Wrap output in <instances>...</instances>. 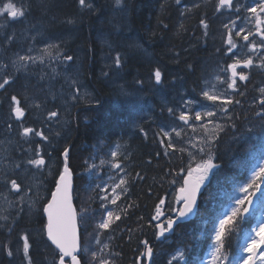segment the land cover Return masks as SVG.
Wrapping results in <instances>:
<instances>
[{
	"label": "trees",
	"instance_id": "obj_1",
	"mask_svg": "<svg viewBox=\"0 0 264 264\" xmlns=\"http://www.w3.org/2000/svg\"><path fill=\"white\" fill-rule=\"evenodd\" d=\"M25 1L36 3L31 5L28 16L34 18V22L44 25L46 29L50 24L53 26L61 23L66 40L79 37L76 47H79L78 51H81L83 58L75 70H79L80 65L83 67L84 82L90 86L92 92L91 101L78 105L82 115L76 117L72 123L68 139L69 167L74 173V204L76 209L87 208L90 217L87 225L82 222L78 225L80 231L86 228L85 237L90 241L91 250L97 256V259L93 260L89 252L84 256L85 264H99L100 258L108 259L109 264H133L134 261H142L140 253L145 247L140 243L141 240H147L149 246L153 248L151 264H168L172 256L179 252H183L184 257L182 260H174L173 264H201L213 244L215 227L224 217L226 207L234 201L242 184L249 180L253 163L264 155V133H261L264 132V127L261 126L259 117L255 115V111L259 109L244 110L253 100L254 90L250 92L247 104L238 105L237 115L231 120L224 117L220 120L225 123V127L233 125L237 131H245L252 125L258 134H248L245 141L233 144L235 147L227 144L230 143L228 141L224 143L225 139L222 140V148L219 143L216 145L215 151L211 153L214 155L217 168L201 194L195 219L178 225L170 237H164L159 241L155 235L156 223L152 220L155 207L160 199H169L172 190L179 186L182 180L179 177L185 172L188 155L186 149L180 151L181 146H175L174 149L165 146L167 141L163 139L158 129L172 120L173 116L167 112L168 107L165 108L156 101L154 91L148 89L144 80L152 77V73L159 68L163 82L155 85L159 86L160 97L167 101L166 105L179 95L191 101H200L202 83L218 67L219 60L224 58L217 49L227 48L226 38L225 43L220 39H214L219 28L225 30L224 12L216 13L214 11L216 4L213 1L194 3L195 0H181L177 5L175 0H130L128 30L123 32L124 24L119 25L118 21H115L117 29L108 26L107 21L109 19L113 21L114 18L111 14L112 9L105 7L106 0H91L92 10L81 8L79 0ZM46 6L50 7L51 11H48ZM42 10L45 11V15L41 14ZM68 18L73 19L75 23H66ZM202 18L209 24L208 29H204L200 24ZM117 31L120 33H116ZM205 32L208 33L206 36ZM123 33L125 40L121 35ZM131 34L134 42L139 45L140 52L134 50V55L130 53L127 55L125 52L126 64L118 74V77L120 73V77H123L124 73V80L111 81L109 77L103 75L106 68L102 66L106 59L99 52L102 48L96 44V40H100L102 45L107 41L114 47L117 35L123 40L119 44H124ZM145 52L148 57L151 56L150 59L144 57ZM91 53L94 54L90 61ZM99 71L103 79L98 75ZM108 78L110 82L107 85L104 82ZM138 80H142L143 84L137 83ZM120 83L124 84L125 88L128 87L127 91L135 89L140 94L146 93L149 96L152 100H148L149 103L154 105L151 107L153 110L150 118L157 116L154 123L153 119H150L151 122L144 120L148 116H137V104L118 105L121 102L118 100L116 89ZM136 120L139 122L137 126ZM144 132H147L146 139ZM118 142L123 144L124 149L126 148L125 161L123 147ZM118 145L120 150L113 157L112 153ZM101 160L105 161L103 165ZM115 163H120L123 171L114 169L112 165ZM91 165L95 167L89 170ZM137 173L143 179L138 178ZM115 177L123 178L126 184L117 188L120 199L116 205H112L99 199L104 193H100L97 186L106 187L110 191L111 184L116 183ZM173 180L177 182L172 183ZM53 185L54 182H51L50 187ZM168 202L166 214H170L172 208ZM101 204H106L107 210L113 212L114 223L108 230H99L96 227L106 215ZM42 205L43 201L40 202L39 215L42 213ZM258 215V212H254L246 220H241L237 216L231 224L226 225L221 241L223 245L221 253L227 257L224 264H228L230 254L235 252L240 231L245 229L242 237H248L258 221ZM116 216L120 219H115ZM42 222V217H37L35 225L41 227ZM36 249L37 247L33 250Z\"/></svg>",
	"mask_w": 264,
	"mask_h": 264
},
{
	"label": "snow or ice",
	"instance_id": "obj_2",
	"mask_svg": "<svg viewBox=\"0 0 264 264\" xmlns=\"http://www.w3.org/2000/svg\"><path fill=\"white\" fill-rule=\"evenodd\" d=\"M176 4H180L181 0H175ZM122 0H115L116 6H121ZM79 5L81 8H87L89 10L93 9V4L91 0H79ZM29 3H21L17 5L15 0H8L7 3H4L2 7H0V17H5L6 22H18L22 23L30 14ZM48 7V6H46ZM234 11L237 14V19H240L239 14L243 11L246 12L247 15L243 17V20L247 22L250 27H240L237 25L236 20H230L229 23H224L223 27L226 29V49H217V52H221L224 56L232 59L231 63H225L222 71L229 73L226 80L223 82L227 84V88L231 90V92L237 96L244 97L245 91L247 89V84L244 82H250V74L245 72V69H259L261 72H264V0H254V2L250 5L246 6H237L234 4L233 0H217L214 11L216 13L223 14V10ZM48 11H51V8L48 7ZM56 17H53L55 20ZM66 23L73 24L75 21L71 18L66 20ZM200 24L204 29H208L209 24L206 23L205 19L200 20ZM167 27V25H165ZM208 33L205 32L206 36ZM250 37L252 39H250ZM259 38L257 41L256 38ZM239 38L245 42L242 46L248 49L249 53L258 54L259 63H254V58L252 55H248L246 58H241L237 55L235 51L238 47L236 39ZM119 39V37H117ZM13 42V36L8 35L5 39V44H10ZM107 42V41H105ZM56 45H49V49L55 48ZM111 48L112 45H109ZM129 47L139 48L138 44L129 45ZM45 54L48 53V49L44 50ZM59 52V49H57ZM65 60L74 62V56L68 55L65 53ZM29 60L34 62V58L27 55H18V59L13 61V65L18 68H23ZM126 64V60L124 58V54H121L119 51L116 52L114 67L112 62H109L108 67L109 71L103 72L105 77H111L112 75H118L119 72L124 68ZM156 84H161L162 81V72L159 68H157L154 73H152ZM16 82V79L12 74L6 73L5 77L0 81V89H3L7 92V88L11 87L12 84ZM137 83L143 84L142 80H138ZM244 85L243 89L241 85ZM259 92L261 93V98L259 99V111H255V115L259 117L261 126L264 127V87L259 88ZM204 99L213 102L214 104L219 102V109L216 110H207L203 113L197 111L194 113V119L197 122L203 121L205 119H214L218 114L223 113L227 119L231 120L232 117L229 115L231 105L241 104L240 99H233L227 94L215 95L209 94V92H203ZM188 104V101L184 102ZM183 108V105L181 106ZM167 112L176 116V118L181 121L184 125H190V114L181 110L179 115L177 116L176 111L173 107H168ZM15 117L16 120H21L24 117V108L21 104V101L17 98L16 95H11L9 101V119ZM58 117V113L52 111L49 113V118ZM231 126V125H230ZM205 127V131L207 132V128ZM7 128L11 131L13 129L12 123H7ZM143 131V130H142ZM172 131L175 133L176 137L181 136V130H177L173 128ZM195 131V129H193ZM215 131H223V127L219 124L215 126L212 130ZM163 139L167 141L165 145L168 148L174 149V143L171 137L168 135L166 131L161 130ZM17 135L21 137V139L25 143H31L32 137H39L41 141H49V137L45 135L43 131H37L33 127H28L21 125L20 130ZM145 139L147 138V132H144ZM219 139L218 136H206L201 144L207 147V159H203V162H197L195 167L189 166L186 169V175L179 177L182 179L183 184L179 187L178 195L175 197V203L179 205V207L171 208L170 211L175 213V219L171 216L166 218L160 223L154 225L157 230L155 235L157 239L163 237L166 232L173 229L174 225L178 220L183 219L189 215V213L193 212V208L197 203V195L201 192V186L205 183L206 179H208V173L216 167L213 163V156L211 154L212 146ZM195 147V145H193ZM34 155L26 160V164L32 165L37 169H42L46 166L45 158L40 155V145L37 144L32 149ZM181 152L184 151L183 148L180 149ZM200 153L205 152V148L201 147L199 149ZM51 154H49L50 156ZM116 153L113 152L112 156L115 157ZM194 155V154H193ZM63 156V170L60 171L57 169L58 179H55V190L51 191V199L47 200L46 203L42 206L43 215L46 216L47 222L43 224L40 231L37 233L39 239L45 244V247L48 251L52 253V264H83V258L89 252H91L92 259L96 260L97 256L94 251L91 250L90 241L85 237L84 232H86V228L84 231H80L78 229V224L83 223L87 225L90 217L88 215L87 208L74 209L71 196L69 194V190L71 187V173L69 171V158H70V149L65 148L62 152ZM105 163L104 160H101V164ZM114 169H121L122 165L120 163H115L112 165ZM95 165L89 166V170L94 168ZM16 169L23 170V164L18 163L15 165ZM183 171V169H182ZM171 174V173H169ZM137 177L143 179L139 173H137ZM176 180H173L172 183H176ZM10 184L9 191L15 192L17 194L23 191L22 183L13 177H8L5 181V185ZM126 184V181L121 178L119 184L115 185L111 189V193L109 189L103 186H97L99 188L100 193H104L99 196L101 201L106 203H110L112 205H116L117 201L120 199V195L116 193V189L121 185ZM264 163L259 166L258 171H253L252 177L248 183L242 186L239 191L243 193L240 197H235V207L231 209L230 214H227L223 219H220L218 227L215 231L214 236V250L210 254V260L207 264H224V260L227 259L221 253V248L223 247L221 241L223 234L226 229V225L231 224L238 215L243 217V213L248 212L247 207H242L246 203L251 205L253 203V197H256L261 203H264ZM126 191V189H125ZM259 194V195H258ZM25 199L24 196H21V201ZM165 204L164 199L159 200V204L155 207V215L152 216V220L161 221V218L164 217L165 213L161 208V205ZM101 207L105 209L106 215L103 216L100 222L96 225L99 230H108L110 225L114 223L113 220V212L107 210L106 204H101ZM115 219H120L119 216H116ZM151 226V225H150ZM255 237H259L256 239L254 237H250V242L247 243L246 247L243 249L247 256L242 261V264H264V223L260 224L258 228H254ZM46 233L47 239L44 240V235ZM23 240V258L27 262V264H34V261L31 256L30 249L32 248L31 238L28 234H25L20 237ZM50 241V244L48 242ZM97 242L99 243V239L97 238ZM141 244L145 247V252L140 253L141 256H147L151 259L153 255V248L149 246V242L147 240H141ZM54 246V248L52 247ZM107 247V245H105ZM4 249L7 252L9 257L13 256V252L11 248L5 244ZM184 257L183 252H179L177 255H173L172 259L168 261V264H173L174 260H182ZM99 264H109V260L106 258H100ZM133 264H143L142 261L137 262L134 261Z\"/></svg>",
	"mask_w": 264,
	"mask_h": 264
},
{
	"label": "rangeland",
	"instance_id": "obj_3",
	"mask_svg": "<svg viewBox=\"0 0 264 264\" xmlns=\"http://www.w3.org/2000/svg\"><path fill=\"white\" fill-rule=\"evenodd\" d=\"M2 1L3 0H0V2H2ZM129 1L130 0H122L121 6L117 7L115 5L114 6L115 10H114V8L112 9L113 11L111 10V14H112L114 20L113 21L111 19L109 20V22L111 21L110 23H112L113 27L115 26V24H117V23H115V21L116 22L118 21L119 25H122V23H123L124 24L123 32L124 31L126 32L128 30L127 19H128ZM201 1L202 2H200V1L199 2L197 1V2L198 3H204V2L214 1V0H201ZM24 2H28L30 5L36 4L34 1H33L34 3L32 4L31 2L25 1V0H15V3H17V4H19V3L21 4ZM38 2H40V1L38 0ZM108 5L112 6V3L107 2V5H105V7L109 8V7H107ZM95 8H97V5ZM118 9H119V11H118ZM41 14L45 15V11L42 10ZM245 15H247V13ZM31 20L34 21V18L27 17V19H25L19 25L16 26V23H15L14 28H13V33L15 34L16 40L20 41L19 42L20 45L23 42V40L26 39L27 37L32 38V40H30L27 44L30 46H24V48H23L24 50L21 51L20 54H18V55H27V56H31L34 58V62L32 60H29L27 62V64L23 67V70L24 71L30 70V72L32 74H36L38 69L35 70L32 67V64H34V65L37 64L38 60H43L48 55L53 60H57V59L62 58L63 52L67 51L66 45L68 44L69 41L68 40L66 41V39L64 37L63 41H66L67 43L65 42L66 45L64 44L62 49H60V47H59L60 51L58 53H57L56 47L49 49V45H55V43L53 44L49 41H46L45 39H43V36H41V34H47V33L51 32V28L49 27L48 29H46L44 27V25L38 24L37 22H31ZM237 25L240 27H250V25H248L246 21H243V22L238 21ZM113 27H111V28H113ZM29 28L34 29V30L33 29L30 30V31L34 32V33H32L33 35L26 34V31ZM118 32L120 33V31H117L116 33H118ZM3 37H6V34H2L0 32V38H3ZM117 37H119V36L117 35ZM117 37H116V39H117ZM131 37H132V34H131V36H129L127 41L124 42V44H119V42H123L124 39L120 40V41H117L118 39L117 40L115 39V41H117V43H114V48H116V46H117V51H119L120 53L122 52L124 54V56L126 54L129 55V52H132L134 50L139 51L140 47L139 48H135V47L130 48L129 47V45L137 44L134 42L135 39L133 37H132L133 38L132 39ZM37 38H39V40ZM217 38L224 42V38H226V30L223 31V30H221V28H219L218 34L216 35V37L214 39L218 40ZM77 39L79 40V37L75 36L74 39H71L70 41L73 42L74 45H76V43L78 44ZM250 39H252V38L250 37ZM37 40H38V42H36ZM256 40L258 41L259 38L257 37ZM32 41H33V43H32ZM237 42H238V47L235 50L238 53L237 55L241 58H246L248 55H252L254 58V63L258 64L259 63L258 54L249 53L247 48L242 47L245 44V42L243 40L238 38ZM109 45H111V44L105 42V46H106L107 51L110 48ZM58 46H60V44ZM112 47H113V45H112ZM45 49H48L49 54H47V55L45 54V52H44ZM75 50L78 52L77 49H75ZM125 52H126V54H125ZM100 53H102V49H101ZM18 55H16V57H18ZM71 55H73V54H71ZM108 55H109V51H108V54L105 52L103 55L105 57V58L104 57L103 58L107 60V63L105 62L104 65L102 66L103 68L106 66L105 67L106 69H104V72L108 71L109 62H112V65L114 67V60H115L116 53L113 54V56H112V58H110V60H109ZM144 55H145L144 57H147L149 59L151 58V56L150 57L147 56L146 52ZM82 58L83 57H81V59ZM81 59H78V60H81ZM221 63H222V60H219L218 68L214 69L213 71L222 70L223 68H222ZM48 65H50V64H48ZM28 67L30 69H28ZM44 68L48 69V70L51 69V72H52L51 77L57 76L58 72H57L56 67H54V70H53L50 66L41 65V68H39V70H41V72H45ZM69 69H70V73L67 70L66 75L69 74L68 76L72 77L74 72H75V65H72ZM16 70H18V69L16 68ZM250 72H251V79H250V83L247 84L248 90L246 89L245 96L242 97L243 98V102H242L243 105L247 104L250 92L253 90H254V92L259 91V88L262 87L260 84H262L264 82V80L262 78V72L259 69L253 68L252 70H250ZM98 75L101 77L102 74L100 71L98 72ZM227 76H228L227 73L223 72L221 78L223 80H226ZM114 77L116 78V77H118V75H114ZM23 78L19 84L20 85L19 87L24 88V89H26L27 87H30L32 84H35V81L37 80L35 78L32 79L33 76L28 74V73H26L25 78L24 79ZM101 78L103 79V77H101ZM112 78H113V75L111 77V80H112ZM65 80H67V79H63L61 81H65ZM61 81L56 82V80H52V82H54L56 84V89H55L56 91L55 92L56 93L60 92L62 94L61 96L64 95L65 99L70 101V99L68 97L69 92L68 91L64 92L65 87L60 84ZM105 81L106 82H104V83L108 85V83L110 82V79L109 78L105 79ZM144 81L148 85V89H152L154 91V97H155L156 101L160 102L162 104V106L165 108L166 107H172V106L166 105L167 101L165 102L164 98L160 97L161 93L159 90V86L155 85V80H154L153 76L146 78ZM217 81H218V79L213 80L212 82H214V83L211 86H209V84H206L207 88L204 91L209 92V94H215V95H221V94L226 93V88L225 89L221 88V86L217 83ZM65 82H67V81H65ZM122 85L123 84L120 83L119 85H117V89H116L118 100L121 102V104H118V105L121 106L122 103L127 104V105L137 104V106H136V111H138L137 116H140V115H142L144 117L148 116V117H145L144 120L151 122L152 120H150V119H153L152 123H154V119L157 118V116L155 115L154 117L150 118L152 110H153V109H151V107H153L154 105L149 103L148 100H151L149 98V96L146 93L140 94L135 89H131V90L127 91L128 87H126V88L124 87V90H123ZM242 86L244 87L243 84H242ZM43 89H45L47 91L49 88L47 89L46 87H44ZM90 93L92 95L91 91H90ZM49 94H50V91H49ZM120 94H121V96H120ZM47 97H50V96L47 95ZM188 99L189 98L186 99L183 95H179V96L175 97L171 103H174L173 108L175 109L177 116L179 115L181 110L190 114V125L189 126L184 125L181 121H179L176 118V116H173V119L170 120V121H172V123H170V121H168V122H166L165 125H161L158 129V132H160L162 129L164 131H166L168 133V135L171 137L174 144L175 143L181 144V143L186 142L187 148L195 145V147L197 149H199V147L202 145L200 143L202 141V139H204L207 135L212 136L213 135L212 130L219 123L216 122L214 119H205V120L200 121V122L195 121L194 115H192L190 113L192 102L189 101ZM256 99L257 98H253L251 103L249 105H246V107L244 109L246 110L247 108L252 107L256 103ZM185 101H188L189 103L185 104L184 103ZM211 103H213V102H211ZM216 103L219 105L218 102H216ZM34 104H35L34 101L30 102V104L28 105V108L30 110H32ZM182 105H183V108H181ZM197 105H199V106H198V108L194 109L193 113H195L197 111L203 113L207 110H215V108H214L215 104H213V105H202L201 103H198ZM148 107H149V109H148ZM70 109H71V112L69 111ZM70 109L67 108L63 114L65 115V117L67 116L66 118L70 122H73L72 119H74V117H75L74 116L75 112L73 111V108L71 106H70ZM137 120L135 122L136 126L139 123V122H137ZM4 122L5 121L3 120V123ZM61 123H64V121L61 120ZM204 126H206V128H207V130H208L207 132L205 131ZM173 128H176L177 130H181V136L180 137H176L175 133L172 131ZM69 129H70V127H69ZM151 129L152 128H150V130ZM193 129H195V131H193ZM246 130H248V128ZM246 130L245 131L243 130V132H245V133H237V134H234L233 136L229 137L228 142H230V143H227V144H231V145L238 144L241 141L240 140L241 137L244 138L246 136V134L248 135V132ZM65 134L67 137L68 131ZM55 137H53V138H55ZM231 138L233 140H231ZM29 146H30V148H23L22 151H21V149H17L14 152V150L10 149L8 144H4V142H0V154L3 153L1 155V160H0V165H1L0 168L2 170V171L0 170V176H4V175L8 174V175L15 176L16 179L20 180V182L23 185V191L21 192L23 194L21 196L25 197V199L23 201H21V199H20L21 197L20 198L18 197L17 199H12V198L9 199L10 195H11L10 194L11 191H9V190L7 191V194H1L0 195V215H3V214L13 215L12 213L19 211L16 213L17 220L21 221L23 223L26 222V223L32 224V223H34V221H36V216H37L36 213L40 208V202L42 201V198L46 199V194H48L49 185L47 183V179H45V178L49 176V169L51 166L49 165L48 169H45V170L44 169H37V168L33 167L32 165H31V167H28L29 165L26 164V160L33 156V155H30L31 153L34 154L32 151V149L34 147H31L30 143H29ZM40 148L42 149L41 146H40ZM119 148L120 147H118V149ZM118 149L116 148L115 153L118 152ZM124 150H126V149H124ZM15 153L17 154V156ZM10 154H13V157H10ZM55 156H56V154L54 155V157ZM18 163L23 164V170L15 168V165ZM258 170H259V168L256 171H258ZM119 171H123V169L122 170L119 169ZM1 173H3V174H1ZM115 178H116V183L111 184V188L109 191L110 193H111V189L113 187H115V185L119 184L120 178L119 177H115ZM24 185H27V188H25ZM8 186L10 189V184ZM117 190L118 189H116V193H117ZM21 193H19V194H21ZM242 195H243V193H240V195L238 197H240ZM171 199H173V198L171 197ZM176 207H178V206H176V203H174V208H176ZM233 207H235V204L233 206H231V208H229L228 212H231V209ZM261 210H262V213L260 215V218L262 219L261 220L262 223H264V206L261 207ZM25 213H26V216H25ZM162 218H164V217H162ZM3 227L4 226L0 224V234H1L0 235L1 236L0 237V264H9V263L10 264H27L23 258V251H22L23 240L20 239V237L25 235V234H28L31 238L32 250L35 247H37V249L33 250V253H32V259L34 261V264H52V253L46 249L45 244H42L39 237L37 236V233L40 231V227H37L34 225L32 227H29V226H27L26 228L23 227L19 231L14 232L12 234V236H8L7 232L2 230ZM258 227L259 226H257L256 228H258ZM4 234L6 236H4ZM250 237H254L256 239H259V237H255L254 231ZM249 238L244 240L242 242L241 246L236 251V256L234 257L233 263L237 260L236 264H242V261L245 259L244 258L245 254H247L243 249L246 247L247 243L250 242ZM5 244H7L11 248V250L13 252L12 257H9L7 255V252L4 249ZM244 245H245V247H244ZM46 251L51 253V258L49 259V261L43 262V258H42V254H41L40 255V263H38L36 260L37 254L39 252L44 253ZM5 255H7L9 262L5 259ZM47 259H48V257H46V260ZM209 260H210V257H208V259L206 260L205 263L207 264V262Z\"/></svg>",
	"mask_w": 264,
	"mask_h": 264
},
{
	"label": "flooded vegetation",
	"instance_id": "obj_4",
	"mask_svg": "<svg viewBox=\"0 0 264 264\" xmlns=\"http://www.w3.org/2000/svg\"><path fill=\"white\" fill-rule=\"evenodd\" d=\"M7 2H8V0H3L2 2H0V7H2L3 4L7 3ZM24 3H28V2H24ZM19 4H17V5H19ZM15 23H16V26L20 24L18 22H6V20L0 19V32L2 34H6V37L8 35H12L13 36V42H14V43L12 42L6 46V44L4 42L5 40L4 41H1L3 39L0 40V81H2V79L5 77L6 73L12 74L14 76V78L16 79V82L14 84H12L11 87L7 88V92H5L3 89H0V142H4V144H8L10 149L14 150V152L17 149H21V151H22L23 148H30V146H28L27 143L24 144L21 137L19 135H17L18 131L20 130L21 125L33 127L37 131H43L45 133V135H47L49 137L50 142L41 141L39 137H32L31 138V147H35L37 144H39L42 147V149L40 151V155L47 160L49 159L48 157H52V159H54V161H46V166L43 167L42 169L45 170L50 165L51 167L49 169V172H50L51 176H54L55 174L57 176V169L60 170L62 168L61 166H63L62 162H63L64 158L62 156V152L65 148H68V149L70 148V144L68 143V139L71 135L70 130L72 127V123L75 122V120L77 119L76 117H79L82 115V112L78 109V105H80L81 103H86L88 101H91V95H90L91 94L90 93L91 88H90V86L86 85L87 84L86 82H84L85 78H84V74H83V67L81 65L79 66V70H77V71L75 70L72 77L68 76L69 74L66 75L67 70L70 73L69 68L72 65L77 66L78 62H76L74 64H72L73 62H69L67 65H64V64H66V62L62 59H64L65 53L68 54V52L70 50V47H69L70 41L68 42L67 45L65 44V41H63L64 36L62 34V32H63L62 30H60V32L56 31L57 33L55 32L54 34L52 33L50 35L51 37H47V38L43 37V39H45L46 41H49V42L52 41L53 44L55 42L57 44V45L55 44L56 49H59V47L62 49L64 44L66 45L67 51L65 53L63 52L64 54H63L61 59L50 60L52 65L53 66L56 65L57 70H59V72L57 73V76L51 77L52 74H47L45 68H44L45 72H41V70H39L40 65H45L46 62L37 63L35 65L32 64V67L35 70L38 69L36 74H32L30 72V70L24 71L23 68H18L15 65L13 66V60L16 61V59L18 58V57H16V55H18L17 52H21L24 50L23 49L24 46L21 47V45L19 44L20 41H18L14 38L15 35L13 33V28H14ZM54 35L55 36L57 35V36L55 37ZM51 38H53V39H51ZM59 38H61V39H59ZM37 39L39 40V38H37ZM2 42H4V44ZM58 44H60V46H58ZM76 66H75V69H76ZM16 68L18 70H16ZM28 69H30V68L28 67ZM60 70H61V72H60ZM26 73L32 75L33 76L32 79L35 78L37 80L35 81V84H32L30 87H27L26 89L20 88L19 84H20L22 78L23 77L25 78ZM62 79H67V80H65L67 82L61 81ZM52 80H56V82L61 81V83H62L61 85L65 87L64 92H66V91L69 92L68 97H69L70 101L65 99L64 95L61 96L62 94L60 92H57V93L55 92L56 91L55 90L56 84L54 82H52ZM260 85L262 87H264V82ZM44 87H46L47 89L49 88V89L46 91L45 89H43ZM49 91H50V94H49ZM11 95H16L17 98L21 101V104L24 108V117H22L21 120H16L14 116L11 118V120L9 119V101H10ZM47 95H49L50 97H47ZM254 98H257L256 103L250 108L253 111L255 109L260 110L258 101L261 98V93L259 91L254 92ZM33 101L35 102V104H34L32 110H30L28 108V105L30 104V102H33ZM70 106L73 108V111L75 112V114H74L75 117H74V119H72L73 122H70L66 118L67 116L65 117V115L63 114L67 108L70 109ZM52 111H55L58 113L57 119H55L54 117L49 118V113ZM70 112H71V109H70ZM3 120L5 121L4 123H3ZM61 120H63L64 123H61ZM7 123L13 124V129L11 131L7 128ZM69 127H70V129H69ZM233 128H234V126H229L230 131H233ZM67 131H68V136L66 138L65 133ZM252 132H256V131L253 129ZM261 133H263V132H261ZM53 137H55L59 141V143L57 144V146L55 148L52 146L53 143L55 142V140H54L55 138H53ZM59 153L61 154V161L60 162H58ZM2 154L3 153L0 154V160H1ZM49 154H51V155L49 156ZM55 154H56V156L54 157ZM30 155H32V154H30ZM16 156H17V154H16ZM10 157H13V154H10ZM194 163H195L194 159L189 160V164L192 165ZM0 167H1V165H0ZM28 167H31V165H29ZM0 170H1V168H0ZM1 174H3V173H1ZM10 176L15 178V176L8 175V174L4 175V176H0V195L1 194H7V191L9 190V186L5 185V181ZM56 176H55V178H56ZM45 179H47V177ZM24 187L27 188V185H24ZM10 194L11 195H10L9 199H11V198L17 199L18 197L20 198L23 193L18 195L15 192L14 193L10 192ZM16 213L17 212L12 213L13 215H9V214L0 215V224L4 226L2 230L7 232L8 236H12V234L14 232L19 231L23 227L26 228L27 226H29V227H32L33 225L36 226L35 225L36 221H34V223H32V224L26 223V222L23 223L21 221H18L17 217H16ZM25 216H26V213H25ZM37 217L40 218L39 216H36V218ZM161 221H162V218H161ZM39 222H41V221H39ZM42 226H43V222L41 223L40 229L42 228ZM4 236H6V235L4 234ZM44 240H45V238H44ZM42 244H44V243L42 242ZM30 252H31V256H32V248L30 249ZM41 254H42L43 262L44 261L47 262L51 258V253L48 251H46L44 253L39 252L37 254V257H36V260L38 263H40V255ZM46 257H48L47 260H46ZM5 259L9 262L7 255H5Z\"/></svg>",
	"mask_w": 264,
	"mask_h": 264
},
{
	"label": "bare ground",
	"instance_id": "obj_5",
	"mask_svg": "<svg viewBox=\"0 0 264 264\" xmlns=\"http://www.w3.org/2000/svg\"><path fill=\"white\" fill-rule=\"evenodd\" d=\"M107 2H110V3H112V6H110V5H108L107 7H109L110 9H113L114 8V10H115V1L114 0H106ZM105 1V2H106ZM196 1H200V2H202L201 0H195V2L194 3H196ZM240 1V0H239ZM214 2V4H216V2H217V0H214L213 1ZM118 7V6H117ZM125 7V6H124ZM106 9H108V8H106ZM105 9V10H106ZM109 9V10H110ZM122 9V8H121ZM118 11H119V9H118ZM121 11V10H120ZM123 12V11H122ZM92 13V12H91ZM109 15V14H108ZM120 18V17H119ZM0 19H4V20H6V18L5 17H0ZM220 19H222V18H220ZM110 20V19H109ZM31 22H34V21H32L31 20ZM108 23H109V27H110V25L112 26V23H110L109 21H107ZM221 24V23H220ZM115 27V29H117L116 27L117 26H114ZM220 27V26H219ZM50 28H51V32H49V33H47V34H41V36H43L44 38H47V37H51L50 35L53 33H55L56 31H59L60 32V30H64V27H63V25L61 24V23H57V24H54L53 26L50 24ZM31 29H33V28H29V29H27V31H26V34H28V35H33L32 33H34V32H32V31H30ZM114 29V30H115ZM34 30V29H33ZM119 30V29H118ZM61 31V32H62ZM123 31V30H122ZM65 32H66V30H65ZM127 32V31H126ZM57 33V32H56ZM63 34V33H62ZM15 35V34H14ZM46 35V36H45ZM65 35V34H64ZM121 35H125L124 33L123 34H121ZM55 36V35H54ZM53 36V37H54ZM57 36V35H56ZM55 36V37H56ZM128 36V35H127ZM66 37V36H65ZM15 38V37H14ZM1 39H3V40H1ZM6 39V37H3V38H0V40L1 41H4ZM16 39V38H15ZM51 39H53V38H51ZM57 39V38H56ZM59 39H61V38H59ZM66 39V38H65ZM126 38H125V36H124V40H125ZM218 39V38H217ZM236 39V42H237V39L238 38H235ZM30 40H32V38H30V37H27L26 39H24L23 40V42L21 43V47L22 46H30V45H27L28 44V42L30 41ZM117 40V39H116ZM16 41V40H15ZM67 41V40H66ZM65 41V42H66ZM114 41H115V39H114ZM117 41H120V37H119V39L117 40ZM116 41V42H117ZM5 42V41H4ZM4 42H3V44H4ZM36 42H38V40L36 41ZM96 44L97 45H99L101 48H102V57H104L103 55H104V53L106 52L107 54H108V51H109V58H112V56H113V54H115L116 52H117V46H116V48H114V47H111V48H109V50L108 51H105L106 50V46L105 45H102V43H101V41L100 40H96ZM14 43V42H13ZM32 43H33V41H32ZM51 43H52V41H51ZM55 43V42H54ZM59 43V42H58ZM64 43V42H63ZM67 43V42H66ZM16 44V43H15ZM56 44V43H55ZM61 44V43H60ZM8 44H6V46H7ZM13 45V44H12ZM19 45V44H18ZM32 45V44H31ZM57 45V44H56ZM59 45V44H58ZM237 45H238V42H237ZM4 46V45H3ZM69 46L71 47L70 48V50H69V52H68V55H71V54H73V56L75 57L74 58V62L72 63V64H74V63H76V62H79V60L78 59H81V57H82V55H81V51H76L75 49H79V47H76V45H74V43L73 42H71L70 41V44H69ZM62 47V46H61ZM58 48V47H57ZM104 48V49H103ZM61 49V48H60ZM67 49V48H66ZM26 50V49H25ZM65 50V49H64ZM131 50V49H130ZM60 51V50H59ZM100 52V51H99ZM124 52V51H123ZM136 52V51H135ZM65 53V52H64ZM63 53V54H64ZM71 53V54H70ZM79 53V54H78ZM130 54H132V55H134L133 53V51L132 52H129ZM94 54V53H93ZM92 53H91V56H90V58H89V60L91 61L92 60V55H93ZM121 54H123L122 52H121ZM238 54V53H237ZM78 58V59H77ZM105 58V57H104ZM108 58V57H107ZM61 59V58H60ZM9 60V59H8ZM50 60H53L49 55L46 57V58H44L43 60H38V63H42V62H46V64L44 65V66H50L53 70H54V67H56V65H52V63H51V61ZM62 60H64L66 63H67V60H65V58L64 59H62ZM15 61V60H14ZM106 63H107V60H104ZM232 61V59H229V57H227V56H224V58L222 59V68L225 66V63H230ZM71 62V61H70ZM12 63V62H11ZM48 64H50V65H48ZM67 65V64H66ZM14 66V65H13ZM70 66V65H69ZM76 66V65H75ZM79 66V65H78ZM40 67H41V65H40ZM39 67V68H40ZM106 67V66H105ZM61 68V67H60ZM56 69H57V67H56ZM70 70V69H69ZM81 70V69H80ZM250 70H252V69H245L244 71L245 72H247V73H249L250 74V79H251V72H250ZM108 71H109V68H108ZM57 72H59V70H57ZM60 72H61V70H60ZM46 73L47 74H52V72H51V69H46ZM61 74V73H60ZM123 75V77H120L121 76V73H120V76L119 77H116L117 79H119L120 81H123L124 80V73L122 74ZM61 77V76H60ZM112 77V76H111ZM111 77H110V79H111ZM115 77H114V75H113V78H112V80L114 81V80H117ZM262 78H263V80H264V72H262ZM61 79V78H60ZM59 79V80H60ZM83 79V78H82ZM63 80V79H62ZM84 80V79H83ZM111 80V81H112ZM244 83H246V82H244ZM60 84H62L61 82H60ZM136 84V83H135ZM85 86V85H84ZM241 87H242V89H243V86L241 85ZM79 88V87H78ZM122 89L124 90V84L122 85ZM201 89V88H200ZM199 89V90H200ZM247 90H248V88H247ZM200 92V91H199ZM201 93V92H200ZM80 94V93H79ZM84 94V93H83ZM224 94H227L228 96H230V97H232L233 99H240L241 100V104H238V105H240V106H242L243 104H242V102H243V98L242 97H240V96H237V95H235V94H233L232 92H231V90H229V91H227L226 93H224ZM91 95V94H90ZM92 96V95H91ZM85 98V97H84ZM186 98V97H185ZM80 99V98H79ZM187 99V98H186ZM57 100V99H56ZM80 102V101H79ZM218 102V101H217ZM56 103V102H55ZM81 103V102H80ZM219 103V102H218ZM122 105H124L123 103H122ZM173 105H174V103H170L168 106H172L173 107ZM238 105L237 104H233V105H231V106H229L230 107V112H229V115L231 116V117H233V116H235V115H237L236 113H237V111H238ZM198 106L199 105H191V109H190V113L192 114V115H194V113H193V111H194V109H196V108H198ZM58 107V106H57ZM53 108V107H52ZM51 108V109H52ZM56 108V107H55ZM54 108V109H55ZM248 110L249 109H251L250 107L249 108H247ZM245 110V111H248V110ZM70 111V110H69ZM223 117L224 118H227L224 114H223ZM245 117V116H244ZM243 117V118H244ZM247 118V117H246ZM248 119V118H247ZM243 120V119H242ZM20 122V121H19ZM243 122H245V121H243ZM170 123H172V121H170ZM245 124V123H244ZM243 124V125H244ZM230 126V125H229ZM229 126H226L224 129H223V131H221V132H218V131H215V132H213V136H218L219 137V139L217 140V142L212 146V151H215V148H216V145L219 143V145L221 146V148H222V143L224 142H226V141H228V138L229 137H231V136H233L234 134H237V133H241V131H242V133H245V132H243V130H241V131H237L236 130V128L234 127L233 128V131H230V129H229ZM231 126H233V125H231ZM239 129H241V128H239ZM253 130V127H252V125H251V128L250 129H248V130H246L247 132H248V134H251V135H255V134H258V132L256 133V132H252V130ZM264 133V132H263ZM174 135V134H173ZM246 136H247V134H246ZM245 136V137H246ZM245 137L243 138V137H241V141L242 140H244L245 139ZM256 137V136H255ZM12 138V137H11ZM67 138V137H66ZM252 138V137H251ZM258 138V137H257ZM223 139H225L223 142H222V140ZM55 140V142L53 143V147L55 148L56 146H57V144H58V140L55 138L54 139ZM253 140V139H252ZM255 140V139H254ZM245 141V140H244ZM243 141V142H244ZM23 143L25 144V142L23 141ZM119 143V142H118ZM28 144V146H29V143H27ZM31 144V143H30ZM122 147H123V149H122V152L124 151V146H123V144H121V143H119ZM245 144V143H244ZM120 145H118V146H116V148L118 149V147H120ZM59 146V145H58ZM174 146H181L180 148H183V149H186L187 147H186V142H184V143H181V144H178V143H175L174 144ZM234 145H232V147H233ZM237 146V145H236ZM201 147H204L205 148V151H208L207 150V147L205 146V145H201L200 147H199V149L201 148ZM235 147V146H234ZM195 149H197L196 147H194ZM126 149V148H125ZM199 149H197V150H199ZM118 150H120V148L118 149ZM221 150V149H220ZM125 152L126 151H124V154H123V159H124V161L126 160V154H125ZM120 153H121V151H120ZM32 154V153H31ZM32 155H34V154H32ZM49 159L47 160V159H45V161H54V159H52V157H48ZM61 161V154L59 153V155H58V162H60ZM5 163V162H4ZM262 163H264V161H256V162H254L253 164H254V169L255 170H257L258 168H259V166L262 164ZM46 169H48V167L46 168ZM11 171V170H10ZM54 176H51V174H50V172H49V177H47V183H48V185H49V188H48V193L50 192V190H51V187H50V183L52 182H54ZM249 182V180L247 181V182H245L244 183V185L246 184V183H248ZM243 185V186H244ZM42 199H44V198H42ZM231 205V204H230ZM230 205H228L227 207H226V209H225V211H224V215H225V213H226V211H227V209L230 207ZM258 222V221H257ZM257 222L255 223V224H257ZM48 244H50V243H48ZM237 261V260H236ZM234 262V263H230V264H236L237 262ZM83 264H85V257L83 258Z\"/></svg>",
	"mask_w": 264,
	"mask_h": 264
},
{
	"label": "water",
	"instance_id": "obj_6",
	"mask_svg": "<svg viewBox=\"0 0 264 264\" xmlns=\"http://www.w3.org/2000/svg\"><path fill=\"white\" fill-rule=\"evenodd\" d=\"M69 171H70V170H69ZM72 179H73V177H72V175H71V187H70V190H69V194H70V196H71V199H72V188H73V182H72ZM182 184H183V181H182ZM262 186H263V185H262ZM54 190H55V188H54ZM54 190H53V191H54ZM178 190H179V189H178ZM178 190L176 191V196L178 195ZM201 191H202V186H201ZM200 194H201V192L198 193V195H197V203H198V197H199ZM258 195H259V194H258ZM176 196H175V197H176ZM50 199H51V196H50ZM50 199H49V200H50ZM256 202H257V198H256V197H253V203H252L251 205H249V204L246 203L245 207H247L249 210H248L247 213H244V217H246V216L249 215V213L251 212L252 208L255 206ZM72 203H73V200H72ZM197 203H196V206L193 208V212H192V213H189V215H188L187 217L178 220L177 223L174 225V227H175L177 224L186 223V222L192 220V219L195 217L196 209H197ZM73 208L75 209L74 204H73ZM45 219H46V222H47V218H46V216H45ZM174 227H173V229H174ZM78 229H79V228H78ZM173 229L170 230V231H168V232H166L165 235H168V234L172 233ZM45 234H46V233H45ZM46 239H47V237H46ZM49 243H50V241H49ZM53 248H54V246H53ZM150 261H151V259H149V258L146 256V264H150Z\"/></svg>",
	"mask_w": 264,
	"mask_h": 264
}]
</instances>
